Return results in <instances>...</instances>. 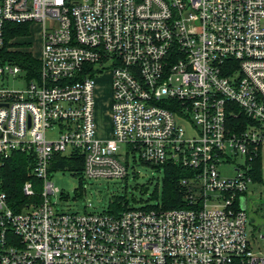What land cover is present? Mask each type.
<instances>
[{"label":"built area","instance_id":"obj_1","mask_svg":"<svg viewBox=\"0 0 264 264\" xmlns=\"http://www.w3.org/2000/svg\"><path fill=\"white\" fill-rule=\"evenodd\" d=\"M9 23L39 25L41 51L35 78L0 62V264H264V234L248 229L264 161V0H0V49ZM18 151L21 211L2 174ZM58 154L81 156L94 179H125L137 154L189 167L187 205L60 212Z\"/></svg>","mask_w":264,"mask_h":264},{"label":"rangeland","instance_id":"obj_2","mask_svg":"<svg viewBox=\"0 0 264 264\" xmlns=\"http://www.w3.org/2000/svg\"><path fill=\"white\" fill-rule=\"evenodd\" d=\"M39 25H33V30H29V35L18 37L16 42L21 43L23 50H30L34 55H39L41 51ZM111 62L107 66H110ZM111 75L109 71L98 75L96 80V94L99 124L102 134H107L110 127V93ZM27 83L24 78L23 85ZM125 147H121L124 151ZM237 162L242 163V158H237ZM128 176L125 179L88 178L84 171L77 172L71 169H58L51 172L50 177L55 185L60 189V193L52 197L56 208L60 212H96L109 211L113 200L125 198L131 207H141L146 204H157L159 201L153 198L156 188L162 191L163 170H159L152 165L140 161V155L136 158L130 155L128 159ZM76 169L80 167L75 161L72 162ZM234 163L229 166L230 175L233 174ZM76 174V175H75ZM248 195L255 201L254 209L259 205H264V161L261 165V175L256 181L250 182ZM91 203V206L88 204ZM248 223L250 235L261 238L264 234V224L254 225Z\"/></svg>","mask_w":264,"mask_h":264},{"label":"trees","instance_id":"obj_3","mask_svg":"<svg viewBox=\"0 0 264 264\" xmlns=\"http://www.w3.org/2000/svg\"><path fill=\"white\" fill-rule=\"evenodd\" d=\"M29 35V25L20 23H9L6 34V45L0 49V62L4 60H15L22 67L28 70L29 78L38 76L40 69V61L29 50H23L22 44L18 42H10L15 37H25ZM78 163L80 167L77 169L73 167L72 162ZM256 178H260L261 165L256 164ZM159 170H163V184L162 191L159 192L158 188L155 189L153 198L159 202L157 204H146L148 207L156 208H180L187 205L185 201V186L182 183L184 178H189L193 174V170L189 167L177 165L172 162L163 165L154 166ZM71 169L77 172L84 171V161L81 156H63L58 154L56 161L51 168V171L57 169ZM28 155L24 152H14L8 158L3 167L2 174L4 176V187L9 195L12 207L16 211H21L24 202L28 199L22 190L23 183L29 179L28 174ZM76 175V174H75ZM131 208L129 202L125 198L113 200L110 205L109 211L111 214L118 215L121 212Z\"/></svg>","mask_w":264,"mask_h":264},{"label":"water","instance_id":"obj_4","mask_svg":"<svg viewBox=\"0 0 264 264\" xmlns=\"http://www.w3.org/2000/svg\"><path fill=\"white\" fill-rule=\"evenodd\" d=\"M248 210L250 212L251 218H253L254 225H262V224H264V216H259L258 214H256L253 211L252 206Z\"/></svg>","mask_w":264,"mask_h":264},{"label":"flooded vegetation","instance_id":"obj_5","mask_svg":"<svg viewBox=\"0 0 264 264\" xmlns=\"http://www.w3.org/2000/svg\"><path fill=\"white\" fill-rule=\"evenodd\" d=\"M252 209L259 216H264V205H262V204L259 205L257 210L254 209V205H253ZM249 218L251 219V221H253V218H251L250 212H249Z\"/></svg>","mask_w":264,"mask_h":264}]
</instances>
